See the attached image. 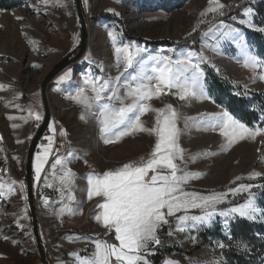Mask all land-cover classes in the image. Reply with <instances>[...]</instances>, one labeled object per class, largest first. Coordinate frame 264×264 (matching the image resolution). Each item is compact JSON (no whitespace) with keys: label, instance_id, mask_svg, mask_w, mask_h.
<instances>
[{"label":"rangeland","instance_id":"obj_1","mask_svg":"<svg viewBox=\"0 0 264 264\" xmlns=\"http://www.w3.org/2000/svg\"><path fill=\"white\" fill-rule=\"evenodd\" d=\"M234 1L237 0H220V3L228 6ZM255 4V0H247L240 12L221 19L218 16L214 18L213 13H208L206 17L200 16L208 7V0H81V12L88 33L86 47L82 55L58 72L49 84V124L53 125L55 131H50L48 124L42 136L43 141L39 142L40 146L33 158L34 162L36 153L42 152V146L48 144L46 136H53L54 149H59V155L65 156L69 151L74 153V157H69L68 164L77 174L71 214L67 211L61 216L55 214L61 207V195L57 190L60 185L54 179L50 165L57 153L54 151L49 157L40 181L35 180L32 164L38 232L49 264H60L61 261L74 264L68 254L77 250H80L81 256L90 254L94 249L91 240H75V236H99L118 243L114 241V236H105V229L95 221L94 217L100 211L96 207L98 198H87L84 177L92 171L102 173L129 159L145 156L154 143V138L147 134H137L124 137L113 144H105L100 137L96 120H81V106L66 97L82 84L86 74L101 75V67L105 73L116 76L118 72L115 48L135 42L141 49H146L142 53L145 59L148 55L158 53L176 58L189 51L202 54L206 58L200 63V67L209 98L181 101L178 96L168 94L160 99L154 98L151 101L154 107L172 104L183 117L228 111L216 104L209 94L207 68L230 83V86L236 87L239 93L244 94L246 87L247 94L244 96L247 98H250L251 91L264 92V81L256 79L253 82L254 75L264 72V68H257L254 73L252 69L244 67L242 53L235 44L228 41L217 44L216 40L205 37L203 33L207 31L210 23L218 24L222 20L225 24L239 29L252 50L259 54L257 46L247 38L244 29L255 32L257 30L238 23L239 19L245 18L243 9L251 7L255 24ZM108 9H113L119 15L109 12ZM201 19L205 23L200 24L193 32L197 21ZM112 30L115 39L108 35ZM261 35L264 36V33ZM80 36V20L75 0H48L47 4L44 0H19L18 6L11 10L0 9V85L6 86L0 89V182L15 180L17 189L21 181L26 186V157L30 141L39 126L34 118L25 122L19 117L28 115L30 105L38 106L44 117L40 95L41 81L63 58L72 57L78 51ZM185 38L187 39L184 40ZM68 69L72 70L69 79L61 82L59 77ZM17 104L23 111L14 107ZM9 116L18 118L10 120ZM142 119L150 125L154 115L148 113ZM41 122L43 121L39 125ZM13 124L18 127L13 128ZM178 126L183 128L184 121L181 120ZM61 129L66 131V136H61ZM18 140L22 143H18ZM180 145L186 150L187 156L206 154L187 165L188 170L201 174L189 182L188 191L205 196L213 192H228L230 188H237L240 184L256 186L253 180L264 176L262 136L226 146L225 138L218 130H198L192 127L181 136ZM252 172H259L261 175L249 179ZM46 176L52 187L46 186ZM237 177L241 179L237 180ZM255 189L253 187L235 194L229 192L224 203L219 204L217 209L243 205L250 195H254L255 203L263 209ZM43 198L49 200L48 206L44 205ZM189 214L201 213L194 209ZM239 219L250 222L262 220L259 217L249 220L238 215L228 218L217 215L210 226L179 232L175 230L177 221L172 219L171 226H164L159 235L166 247H177L179 250L169 252L161 264L165 259L179 261V264H225L218 242L215 240L210 245L201 243L198 235L205 229L219 225L222 235L228 236L231 225ZM170 230L173 232L171 236L168 235ZM193 236L196 237L195 240L192 239ZM152 256L149 257L151 261ZM40 258L32 234L28 199H23L19 191L8 197H0V264H42ZM257 262L264 264V257Z\"/></svg>","mask_w":264,"mask_h":264},{"label":"snow or ice","instance_id":"obj_2","mask_svg":"<svg viewBox=\"0 0 264 264\" xmlns=\"http://www.w3.org/2000/svg\"><path fill=\"white\" fill-rule=\"evenodd\" d=\"M44 2L47 4L48 0ZM225 7L220 0H208V7L200 16L206 17L208 13H213L214 18L223 16ZM108 11L114 12L113 9ZM114 14L119 15L116 12ZM243 16L245 18L239 19V24L264 33V27L253 23L251 7L243 9ZM203 23L204 19L198 20L193 32ZM108 35L115 39L114 30L109 31ZM203 35L216 40L217 44L223 41L235 44L242 53L244 67L252 69L254 73L257 68H264V57L252 50L245 36L236 27L221 20L218 24L210 23ZM144 52L146 49H141L135 42L116 47L118 74L113 77L101 67V75L86 74L82 84L66 97L81 106V120H96L100 137L105 144H113L124 137L137 134H147L154 138L151 151L147 155L129 159L102 173L92 171L84 177L87 198H98L96 207L100 211L95 215V221L103 226L105 236H114V241L118 243L99 236H75V240H91L94 249L85 256L80 255V250L70 252L68 255L74 264H152L149 257L155 254L156 246L164 243L159 233L164 226H171L172 219L177 221L175 230L185 232L210 226L217 215L225 218L238 215L249 220L264 218V209L255 203L254 195H250L243 205L217 209L219 204L224 203L229 192L235 194L256 187L255 185L240 184L237 188H230L228 192H213L207 196L188 191L189 182L201 174L188 170L187 165L206 154L187 156L186 150L180 145L181 136L192 127L198 130H218L225 138L226 146L245 139H255L257 136L264 137V127H249L226 110L200 114L197 117H183L172 104L154 107L151 103L154 98L160 99L168 94L178 96L181 101L209 98L200 67V63L206 58L202 54L189 51L176 58L158 53L148 55L145 59L142 56ZM130 69L132 71H129ZM217 71L219 72V69ZM71 72L72 70L68 69L59 80H68ZM256 79L264 81V72L254 75L253 82ZM5 87L0 85V89ZM236 94L240 95L239 92ZM244 94H247L246 87ZM14 107L23 111L18 104ZM148 113L154 115L150 125L142 119ZM17 118L8 117L10 120ZM32 118L37 126L43 120V114L36 105L29 106L27 116L19 117L25 122ZM259 119L264 123V113ZM181 120L184 121L183 128L178 126ZM12 127L16 128L18 125L13 124ZM49 129L55 131L52 124H49ZM60 134L67 135L63 129ZM45 139L48 144L42 146V152L36 153L33 162L35 180L40 181L41 173L55 151L57 154L53 157L50 167L54 179H57L60 185L57 190L61 195V207L55 214L61 216L65 211L71 214L77 174L68 164L69 157H74V153L69 151L65 156H61L58 154L59 149H54L53 136H46ZM17 142L22 143L19 140ZM260 175L259 172H252L249 179ZM236 179L240 180L241 177ZM44 182L48 187L53 186L48 184L47 176ZM16 184L15 180L0 182V197H8L19 191L22 198L27 200L25 184L19 182V189L15 187ZM43 203L48 206L49 200L43 198ZM194 209L200 210L201 214L190 215L189 212ZM168 235H173V232L170 230ZM192 239L195 240L196 237L193 236ZM218 247L223 249L226 245L218 242ZM237 247L248 250V245L244 242L238 243ZM60 264L68 262L61 261ZM163 264H179V261L165 259Z\"/></svg>","mask_w":264,"mask_h":264},{"label":"trees","instance_id":"obj_3","mask_svg":"<svg viewBox=\"0 0 264 264\" xmlns=\"http://www.w3.org/2000/svg\"><path fill=\"white\" fill-rule=\"evenodd\" d=\"M247 0H237L225 7L224 15L218 18L224 19L229 15L240 12L241 7L246 4ZM255 24L258 27H264V0H255ZM19 0H0V9L11 10L18 6ZM236 5V6H233ZM247 38L257 46V52L264 57V36L260 31H252L244 29ZM185 38L184 40H186ZM183 41V39H181ZM208 91L216 104L225 107L237 119L241 120L249 127L263 126L260 116L264 113V92H249L250 98L244 96L243 93L237 95V88L230 86L226 80L219 77L212 70L207 68ZM43 139V137H42ZM41 143V142H40ZM38 144V148L40 146ZM256 184L255 191L259 194L260 206L264 209V176L253 180ZM229 236L231 239H229ZM112 235H109V238ZM201 243H209L213 241L223 242L229 246L221 249L225 264H259L257 261L264 257V218L258 222H250L248 220L239 219L231 225L228 236L222 235L219 225L212 229H205L198 235ZM244 242L248 245V250L238 248L237 244ZM158 253L152 256L153 264H161L164 257L170 252L179 250L174 247L156 246Z\"/></svg>","mask_w":264,"mask_h":264},{"label":"water","instance_id":"obj_4","mask_svg":"<svg viewBox=\"0 0 264 264\" xmlns=\"http://www.w3.org/2000/svg\"><path fill=\"white\" fill-rule=\"evenodd\" d=\"M75 7L76 11L78 13V17L80 20V29H81V36H80V43H79V49L78 51L72 56H68L63 58L59 63H57L49 72L48 74L44 77V79L41 81L40 84V95H41V100H42V105H43V110H44V117H43V122L39 125L38 129L34 133L29 149H28V154L26 157V195L28 199V207H29V212L31 214L32 218V234L35 238V243L38 252L40 253V260L42 264H49L48 261L45 258V251L42 248V242L39 237V232H38V222H37V214H36V208L34 204V190H33V170H32V164H33V158L34 154L38 149V144L41 141V138L44 134V132L47 129V126L49 124L50 120V109L48 105V100H47V89L49 88V84L53 77L60 72L62 69L65 67H68L70 63L73 61L77 60L82 53L85 50L86 43H87V27H86V21L83 16V13L81 12V0H75Z\"/></svg>","mask_w":264,"mask_h":264},{"label":"built area","instance_id":"obj_5","mask_svg":"<svg viewBox=\"0 0 264 264\" xmlns=\"http://www.w3.org/2000/svg\"><path fill=\"white\" fill-rule=\"evenodd\" d=\"M41 141H43V139L41 138Z\"/></svg>","mask_w":264,"mask_h":264}]
</instances>
